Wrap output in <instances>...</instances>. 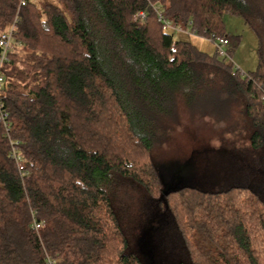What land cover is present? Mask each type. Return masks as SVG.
<instances>
[{
  "label": "trees",
  "instance_id": "trees-1",
  "mask_svg": "<svg viewBox=\"0 0 264 264\" xmlns=\"http://www.w3.org/2000/svg\"><path fill=\"white\" fill-rule=\"evenodd\" d=\"M0 0V33L18 17L21 57L1 94L31 172L23 183L0 124V264H142L112 206L113 176L129 178L174 217L192 264H264V200L248 185L172 188L140 132L197 91L243 101L264 155V0ZM197 36L229 37L225 15L257 39L258 66L241 74L176 40L158 21ZM144 13V18L135 16ZM235 46L229 47L232 58ZM223 75L222 85L206 75ZM262 90V91H261ZM225 104V105H226ZM35 212V215H33ZM42 224L39 231L34 221Z\"/></svg>",
  "mask_w": 264,
  "mask_h": 264
},
{
  "label": "rangeland",
  "instance_id": "rangeland-1",
  "mask_svg": "<svg viewBox=\"0 0 264 264\" xmlns=\"http://www.w3.org/2000/svg\"><path fill=\"white\" fill-rule=\"evenodd\" d=\"M224 27L231 37L235 51L232 58L219 57L229 66L249 73L258 66L257 39L243 20L225 15ZM190 31V30H189ZM176 40H186L210 56L217 54L215 45L207 38L167 30ZM206 75L207 87L220 83L223 75ZM215 82V83H214ZM197 91L177 102L173 116L159 118L158 127L148 124L140 132L152 144V160L172 188L198 187L216 192L232 184L248 185L264 200V155L250 149L255 132L240 99L226 98ZM206 89H209L207 87ZM226 104V105H225ZM112 206L121 233L127 241L125 254L137 256L142 264H192L174 217L164 211L157 200L129 178L113 176L108 185Z\"/></svg>",
  "mask_w": 264,
  "mask_h": 264
},
{
  "label": "built area",
  "instance_id": "built-area-1",
  "mask_svg": "<svg viewBox=\"0 0 264 264\" xmlns=\"http://www.w3.org/2000/svg\"><path fill=\"white\" fill-rule=\"evenodd\" d=\"M28 1L29 0H20L19 8L24 7ZM155 11L157 13L158 21L163 25V29L166 32L168 29H173V31H177L178 33L192 34L193 36H197L196 33L190 32L188 30L185 31L179 27H173L172 24L167 19H165L160 9L157 8L155 9ZM17 16L14 19V22L11 25V27L7 31L0 33V124L4 129L5 136L9 140V145H10L9 158L15 164L23 183H25L27 180H30L31 172L26 168L25 165L26 160L23 155L19 141H16L11 136L12 124L10 122L9 114L6 111L4 100L1 96L5 86V77H4L5 66L10 62L12 55H17L19 57H21L22 55L20 51L21 44L15 39L16 29L18 24ZM141 18H144L143 12H140L135 16V20ZM208 39L215 45L217 55L219 57L230 58L228 51H229V47L231 46V39L229 37H217L213 35ZM241 74H244V72H241ZM261 100L264 101V91L261 92ZM33 215H35V212H33ZM41 227L42 224L35 220L33 223V228L36 231H39ZM48 264H55V262L48 259Z\"/></svg>",
  "mask_w": 264,
  "mask_h": 264
}]
</instances>
